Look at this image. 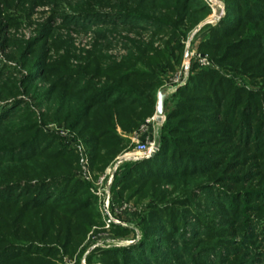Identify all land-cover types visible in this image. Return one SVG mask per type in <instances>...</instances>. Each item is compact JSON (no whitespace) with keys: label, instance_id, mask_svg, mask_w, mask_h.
Here are the masks:
<instances>
[{"label":"trees","instance_id":"trees-1","mask_svg":"<svg viewBox=\"0 0 264 264\" xmlns=\"http://www.w3.org/2000/svg\"><path fill=\"white\" fill-rule=\"evenodd\" d=\"M225 3V18L208 30L200 50L219 65L237 61L232 72L264 81V0ZM90 4L111 12L87 10L79 19L149 30L151 41L131 42L119 63L108 61L100 46L74 68L68 55L47 64L40 54L26 81L38 72L49 81L39 96L49 103L44 118L74 132L91 169L102 172L127 148L123 135L154 114L163 72L181 62L180 39L207 8L202 0ZM166 31L171 38L154 47L155 36ZM172 101L159 150L124 164L115 181L119 200L151 201L138 217L141 238L127 248L97 251L102 264H241L237 258L247 248L231 244L232 237H256L246 211L264 212V91L236 87L203 69L176 88ZM15 104L0 106V264H57L61 254L75 255L98 223L96 199L78 177L77 154L56 135L35 122H9Z\"/></svg>","mask_w":264,"mask_h":264},{"label":"rangeland","instance_id":"rangeland-1","mask_svg":"<svg viewBox=\"0 0 264 264\" xmlns=\"http://www.w3.org/2000/svg\"><path fill=\"white\" fill-rule=\"evenodd\" d=\"M91 1L0 0V106H9L11 108L12 102L17 101L19 104H15L18 106L12 112L13 119L9 122H21V124H27L28 122L38 123L44 132L56 135L61 143L75 154L74 141L70 137H65V134H71L75 140L77 138L81 139L63 124L44 118L49 103L39 96L50 86L49 81L42 78L38 74L39 72L33 74L35 79L30 82L26 81L30 71L34 68L37 57L40 54H45V63L51 64L56 62L59 57L68 55L70 56V64L74 68L83 64L88 54L95 47L100 46L102 54L108 61L119 63L128 56L131 42L147 43L151 41L152 36L149 30L134 31L121 26L112 27L110 24L103 25L79 19L81 12L87 10L103 14L111 12L110 7L90 4ZM216 1L223 5L225 15L219 20H213L216 16L212 11V6H210L212 4L202 0L207 12L202 20L184 38L180 39L184 46L181 62L179 64L172 63V68H168L163 72V85L156 92V108L159 107V97L165 95V105L162 107V114L165 119L166 113L173 108L172 97L176 88L183 86L190 75L197 74L203 69L218 72L219 75L232 81L236 87L255 92L264 91V81L255 80V82H252L247 75H238L232 72L233 69L229 67L234 66L237 61H231L230 65H219L207 53L200 50V44L209 37L207 35L208 30L218 27L221 20L226 16L225 0ZM100 34H105V37L103 39L100 38ZM170 34L167 31L166 33L157 34L154 38V47L161 48L163 42L171 38ZM217 52H213L214 58H217V55L219 56L220 52ZM187 53L189 54L188 60L185 59ZM195 55L206 57L210 62V66H201L198 62L199 59H196ZM100 82H103V80ZM154 116L155 112L145 120L137 131L133 132L134 134L132 133L135 139L137 138L136 140L130 141L125 138L128 141L127 148L118 154L102 172H96L90 167L93 177L92 182L84 180L80 174V169H78L79 179L90 185V192L96 199L99 219L98 223L93 225L87 233L85 241L78 248L75 255L61 254L57 264H102L99 261L98 254H96L97 251L111 248H127L140 240L141 233L137 225L138 217L146 210L147 204L151 201L150 199H144L140 203L135 204L133 201L126 199L119 200L116 195L118 186L115 185V181L122 176L121 168L123 165L133 161H125L119 166L113 176L111 185L107 188L111 196L109 212L114 220L113 222L107 223L99 198L92 193V190L95 189V185L103 177H105V180L99 186V189L103 190L105 188L108 179L105 174L106 170L109 168L113 169L112 167L117 159L131 152L136 142L140 143L147 139H153L156 126L151 119ZM163 124L160 125L159 132H161ZM165 188L168 191L172 190L171 186H166ZM173 196L175 197L176 194ZM199 206L202 209L203 206ZM211 212L213 210L205 211V215L210 217L209 214ZM246 213L252 219L251 230L256 237L254 240L243 241L240 237L235 236L232 237L233 243L231 244L242 242L247 248V250H242L243 255L237 258V260L240 258L243 261L241 264H264V212L256 213L249 210ZM116 229H124L126 232L120 234L116 232ZM89 257L90 261L88 260Z\"/></svg>","mask_w":264,"mask_h":264},{"label":"built area","instance_id":"built-area-1","mask_svg":"<svg viewBox=\"0 0 264 264\" xmlns=\"http://www.w3.org/2000/svg\"><path fill=\"white\" fill-rule=\"evenodd\" d=\"M205 1L209 4H212L210 6H212V11L216 16L215 18H213V20L214 19L219 20L225 15V10L221 3H218L216 0H205ZM195 57L196 59H199L198 62L200 63L201 66H210V62L206 57L199 55H195ZM156 118H157V114H155V116L151 119V121L155 122L156 127H160V125H162L165 121V116L162 114L160 122H157ZM148 123H150V121H148ZM65 137H70L71 140L74 141L73 148L75 149V152L78 156V164H79L81 176L83 177L84 180L92 182L93 177L90 171L87 148L79 139L75 140L74 136H72L71 134H65ZM157 151L158 149L155 147L154 136L153 139L151 140L147 139L145 141H141L140 143L136 142L131 152L117 159L116 163L112 167L113 169L109 168L106 170L105 174L106 176H108V179L106 181L105 188L103 190L99 189V186L104 182L105 177L101 178L100 181L95 185V189L92 190V193L99 198L100 205L107 218V223H111L114 221L113 218H111V214L109 212L111 196L107 188L111 185L116 170L125 161L136 162L139 160L148 159L151 158Z\"/></svg>","mask_w":264,"mask_h":264},{"label":"water","instance_id":"water-1","mask_svg":"<svg viewBox=\"0 0 264 264\" xmlns=\"http://www.w3.org/2000/svg\"><path fill=\"white\" fill-rule=\"evenodd\" d=\"M185 59L188 60L189 59V54L187 53L185 55ZM161 116H162V105L160 104L157 110V122L161 121ZM159 127H156L155 130V134H154V143H155V147L159 150L160 147V132H159Z\"/></svg>","mask_w":264,"mask_h":264},{"label":"crops","instance_id":"crops-1","mask_svg":"<svg viewBox=\"0 0 264 264\" xmlns=\"http://www.w3.org/2000/svg\"><path fill=\"white\" fill-rule=\"evenodd\" d=\"M174 91V90H173ZM172 91V92H173ZM163 96V97H162ZM161 97H159V99H158V106L161 104L162 105V107L165 105V95H162ZM157 110H158V107L156 108V106H155V114H157ZM167 111V110H166ZM165 111V112H166ZM162 112H163V109H162ZM134 134V133H133ZM132 133L131 134H129V135H123V137L124 138H127L128 140H130V141H134V140H136L135 139V137H134V135H132Z\"/></svg>","mask_w":264,"mask_h":264}]
</instances>
